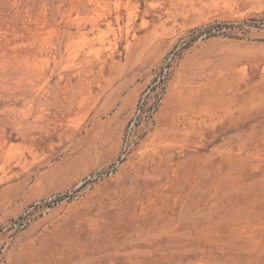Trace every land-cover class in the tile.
Instances as JSON below:
<instances>
[{"label": "rangeland", "instance_id": "rangeland-1", "mask_svg": "<svg viewBox=\"0 0 264 264\" xmlns=\"http://www.w3.org/2000/svg\"><path fill=\"white\" fill-rule=\"evenodd\" d=\"M0 264H264V0H0Z\"/></svg>", "mask_w": 264, "mask_h": 264}]
</instances>
